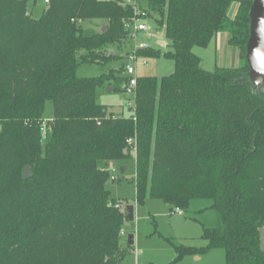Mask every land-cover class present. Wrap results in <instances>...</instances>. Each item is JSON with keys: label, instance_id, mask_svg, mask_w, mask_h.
<instances>
[{"label": "trees", "instance_id": "obj_1", "mask_svg": "<svg viewBox=\"0 0 264 264\" xmlns=\"http://www.w3.org/2000/svg\"><path fill=\"white\" fill-rule=\"evenodd\" d=\"M31 1L0 0V264H119L129 219L108 166L130 158L128 139L136 202L186 211L194 199L212 200L218 224L204 228L207 245L183 246L178 258L224 248L226 264H264V89L240 81L253 0H136L169 47L137 55L172 60L174 71L138 76L133 112L119 117L96 97L106 81L125 85L117 75L125 64L93 77L78 68L115 59L106 48L130 38L126 23L140 17L133 6L51 0L35 18ZM94 20L105 32L87 25ZM220 33L245 63L207 71L193 48ZM26 165L34 176L25 180Z\"/></svg>", "mask_w": 264, "mask_h": 264}, {"label": "rangeland", "instance_id": "obj_2", "mask_svg": "<svg viewBox=\"0 0 264 264\" xmlns=\"http://www.w3.org/2000/svg\"><path fill=\"white\" fill-rule=\"evenodd\" d=\"M44 0L31 1L28 9L32 16L38 18L44 7ZM237 8V2H234L230 8V13L234 14ZM150 24L156 30L152 22ZM106 23L104 20H94L88 26H93L96 30L101 29V25ZM157 31V30H156ZM157 33H160L157 31ZM139 40L151 44L157 41L165 43L164 50L169 49L163 32L156 37H148L140 33ZM134 39H125L122 44H112L106 48V51H114L116 57L107 65L84 63L79 66L78 74L80 76L93 77L100 76L103 73H111L126 63L128 55L134 48ZM193 52L200 57L202 67L207 71H214L219 66L238 67L245 63L241 58L240 49L228 44V34L220 33L207 46H194ZM137 76H164L174 71V62L172 60L160 58L147 59L146 63L136 64ZM126 75L123 73L117 75ZM112 86L110 81H106L103 87L97 91V102L106 105L108 114L114 116H129L132 112L134 95L126 92L125 85L119 89L108 91ZM51 104L45 112V120L51 117ZM43 138L46 132H43ZM136 150L131 151L128 160L120 162H110L108 170L112 165L119 167L121 164L127 165L124 174H121L120 167L118 179L108 182L113 196L117 197V203L122 205H135V217L132 221L126 220L123 227L125 234L122 235V249L125 251L119 264H226V251L224 248H213L200 254H187L178 258V249L183 246L203 247L208 241L202 238L204 228H213L218 224L217 212L212 208L211 199H194L190 203L189 210H183L179 214L178 210H172L170 205L161 199H148L144 203L135 201L136 197ZM127 214V212H126ZM134 234V245L127 243L128 235ZM126 240V241H125ZM178 247V248H177ZM200 256L197 258L196 256Z\"/></svg>", "mask_w": 264, "mask_h": 264}, {"label": "water", "instance_id": "obj_3", "mask_svg": "<svg viewBox=\"0 0 264 264\" xmlns=\"http://www.w3.org/2000/svg\"><path fill=\"white\" fill-rule=\"evenodd\" d=\"M250 34L246 43V61L249 70L246 73L248 79L243 77L240 81L252 87L254 91L264 89V0H253L250 8ZM106 26H102L100 32H105ZM159 45L164 46V42ZM113 86L108 87V91L113 90ZM1 129V125H0ZM127 165L121 166V174H124ZM23 179H30L34 172L29 165H26L22 171ZM128 219L132 221L135 217V205L126 206ZM128 244H134V234L128 235ZM260 245L264 251V225L260 228Z\"/></svg>", "mask_w": 264, "mask_h": 264}, {"label": "built area", "instance_id": "obj_4", "mask_svg": "<svg viewBox=\"0 0 264 264\" xmlns=\"http://www.w3.org/2000/svg\"><path fill=\"white\" fill-rule=\"evenodd\" d=\"M51 0H44V2L47 4L49 3ZM125 3L127 4H131L133 6L134 11L136 12V15H139L140 17L135 18L133 21H129L126 23V27L130 30V39H134L135 44H134V48L131 51V53L128 55L127 57V61L125 63V74L128 77V80L125 83V90L126 92L133 94L134 95V99H135V93H136V87H137V83H138V76L136 75V64L137 63H146L147 62V58H143L139 55H137V50L138 49H144V48H148L154 44L145 42V41H140L139 40V34L143 33L146 34L148 37H156L157 35H161V33H157V31L153 28V26L150 24L149 20L146 18V13L142 12L138 9L137 5H136V0H124ZM162 41H157L155 44H159ZM133 99V104H132V109H134L135 107V101ZM43 126H46V120L43 122ZM127 143L133 147V149L136 150V147L133 146V140L132 139H128ZM110 173H111V179L113 181L118 179V173H119V168L116 165H112L110 168ZM118 207V209L122 212V213H126L127 212V208L125 205H122L120 203H117L116 205ZM176 210H178L179 214H183V210H181L180 208H175ZM174 209V210H175ZM121 234L124 235L125 231L124 229H122Z\"/></svg>", "mask_w": 264, "mask_h": 264}, {"label": "crops", "instance_id": "obj_5", "mask_svg": "<svg viewBox=\"0 0 264 264\" xmlns=\"http://www.w3.org/2000/svg\"><path fill=\"white\" fill-rule=\"evenodd\" d=\"M126 240H127V243H128V239H126ZM126 240H125V241H126ZM122 244H123V243H122ZM196 257H197V258H200V256H199V255H198V256H196Z\"/></svg>", "mask_w": 264, "mask_h": 264}]
</instances>
